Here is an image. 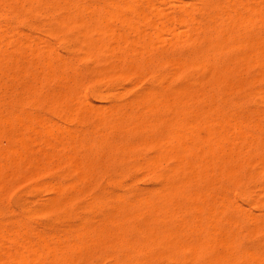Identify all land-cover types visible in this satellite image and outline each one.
<instances>
[{
	"label": "rangeland",
	"instance_id": "obj_1",
	"mask_svg": "<svg viewBox=\"0 0 264 264\" xmlns=\"http://www.w3.org/2000/svg\"><path fill=\"white\" fill-rule=\"evenodd\" d=\"M263 2L0 0V264L263 262Z\"/></svg>",
	"mask_w": 264,
	"mask_h": 264
},
{
	"label": "bare ground",
	"instance_id": "obj_2",
	"mask_svg": "<svg viewBox=\"0 0 264 264\" xmlns=\"http://www.w3.org/2000/svg\"><path fill=\"white\" fill-rule=\"evenodd\" d=\"M130 1H131V0H130ZM132 1H133V0H132ZM199 1H200V0H199ZM223 1H224V0H223ZM225 1H226V0H225ZM238 1H239V0H238ZM249 1H250V0H249ZM235 2H236V1H235ZM245 2H246V1H245ZM9 3H10V2H9ZM131 3H133V2H131ZM228 3H229V2H228ZM231 3H232V2H231ZM256 3H258V2L256 1ZM263 3H264V2H263ZM106 4H107V3H106ZM145 4H148V3H145ZM201 4H202V3H201ZM237 4H238V3H237ZM260 4H261V3H260ZM132 5H133V4H132ZM151 5H152V4H151ZM151 5H150V6H151ZM205 5H206V4H205ZM220 5H221V4H220ZM50 6H51V5H50ZM133 6H134V5H133ZM146 6H147V5H146ZM185 6H186V5H185ZM216 6H217V5H216ZM216 6H215V7H216ZM232 6H233V5H232ZM239 6H240V7H243V6H241V5H239ZM246 6H247V5H246ZM55 7H56V6H55ZM118 7H119V6H118ZM131 7H132V6H131ZM131 7L129 6L128 8L130 9ZM139 7H140V6H139ZM148 7H149V6H148ZM252 7H253V6H252ZM252 7H251V8H252ZM73 8H74V7H73ZM86 8H87V7H86ZM119 8H120V7H119ZM227 8H228V7H227ZM244 8H245V7H243L242 9H244ZM247 8H248V7H247ZM247 8H246V9H247ZM251 8H249V9H251ZM255 8H256V7H255ZM255 8H254V9H255ZM48 9H49V8H48ZM50 9H52V7H51ZM113 9H114V8H113ZM137 9H138V8H137ZM149 9H150V8H149ZM220 9H221V8H220ZM229 9H230V8H229ZM38 10H39V9H38ZM131 10H132V9H131ZM146 10H147V9H146ZM159 10H160V9H159ZM159 10H157V11H159ZM218 10H219V9H218ZM232 10H233V9H232ZM240 10H241V9H240ZM73 11H74V10H73ZM73 11H72V12H73ZM118 11H120V9H118ZM118 11L116 10L115 12H118ZM123 11H124V10H123ZM128 11H130V10H128ZM132 11H133V10H132ZM142 11H143V10H142ZM142 11H140V12H142ZM150 11H151V10H150ZM150 11H149V12H150ZM160 11H161V10H160ZM160 11H159V12H160ZM223 11H224V10H223ZM223 11H222V12H223ZM230 11H231V10H230ZM236 11H237V10H236ZM255 11H256V10H255ZM48 12H49V11H48ZM108 12H109V11H108ZM108 12H107V14H108ZM111 12H112V11H111ZM121 12H122V11H121ZM121 12H119V15L121 14ZM222 12H221V13H222ZM26 13H27V12H26ZM69 13H70V12H69ZM105 13H106V12H105ZM133 13H134V12H133ZM146 13H147V12H146ZM151 13H152V14H155L154 10H152ZM185 13H186V12H185ZM235 13H237V12H235ZM255 13H256V12H255ZM46 14H47V13H46ZM49 14H50V13H49ZM114 14H115V13H114ZM114 14H112V15H114ZM117 14H118V13H117ZM135 14L138 15L137 13H135ZM152 14H151V15H152ZM224 14H225V13H224ZM42 15H43V14H42ZM112 15H111V13L108 14V15H107V18H106V21H107L109 18H114V17H115V16L113 17ZM119 15H118V16H119ZM136 15H135V17H136ZM225 15H226V14H225ZM228 15H229V14H228ZM235 15H236V14H235ZM243 15H244V14H243ZM109 16H110V17H109ZM143 16H146V15L144 14V12L142 13V17H143ZM148 16H149V15H148ZM253 16H254V15H253ZM15 17H16V16H15ZM131 17H132V16H131ZM150 17H151V16H150ZM163 17H164V16H163ZM189 17H190V16H189ZM244 17H245V16H244ZM246 17H247V16H246ZM102 18H103V17H102ZM137 18H138V17H137ZM187 18H188V17H187ZM207 18H208V17H207ZM31 19H32V18H31ZM114 19H115V18H114ZM144 19H145V18H144ZM144 19L141 18V20H144ZM259 19H260V18H259ZM55 20H56V19H55ZM133 20H134V19H133ZM138 20H139V19H138ZM161 20H162V19H161ZM167 20H168V19H166V22H167ZM181 20H182V19H181ZM209 20H212V19H209ZM69 21H70V20H69ZM106 21L104 20L105 23H106ZM111 21H112V20H111ZM111 21H110V22H111ZM121 21H122V20H120V23H121ZM145 21H146V19H145ZM228 21H229V20H228ZM234 21H235V20H234ZM241 21H242V20H241ZM97 22H98V21H97ZM99 22H100V21H99ZM99 22H98V23H99ZM148 22H149V21H148ZM151 22H152V21H150L149 23H151ZM216 22H217V21H216ZM222 22H223V21H222ZM136 23H137V20H136ZM141 23H142V22H141ZM149 23H148V24H149ZM152 23H153V22H152ZM164 23H165V22H164ZM221 24H222V23H221ZM241 24H242V23H241ZM59 25H60V24H59ZM75 25H76V24H75ZM141 25H142V24H141ZM150 25H152V24H150ZM153 25H154V24H153ZM230 25H231V24H230ZM246 25H247V24H246ZM60 26H61V25H60ZM99 26H101V25H99ZM107 26H108V25H106V27H107ZM135 26H136V25H135ZM213 26H214V24H213ZM104 27H105V25H104ZM126 27H127V25H126ZM131 27H132V26H131ZM161 27H162V26H161ZM185 27H186V26H185ZM100 28H101V27H100ZM100 28L98 27V29H100ZM109 28H112V27L109 26ZM135 28H136V27H135ZM141 28H142V27H141ZM150 28H152V26H151ZM227 28H228V27H227ZM229 28H230V27H229ZM84 29H85V28H84ZM102 29H103V28H102ZM104 29H105V28H104ZM106 29H107V28H106ZM160 29H161V28H160ZM160 29H159V30H160ZM163 29H164V28H163ZM165 29H166V28H165ZM113 30H114V29H113ZM126 30H127V28H126ZM128 30H129V29H128ZM136 30H137V29H136ZM151 30H152V29H151ZM159 30H158V31H159ZM211 30H212V29H211ZM105 31H106V30H105ZM105 31H104V32H105ZM217 31H218V30H217ZM96 32H97V31H96ZM99 32H100V31H99ZM102 32H103V31H102ZM113 32H115V31H113ZM117 32H118V29H117ZM135 32H136V31H135ZM140 32H141V31H139V33H140ZM160 32H161V30H160ZM168 32H169V31H168ZM180 32H181V31H180ZM180 32H179V33H180ZM183 32H184V31H183ZM201 32H202V31H201ZM107 33H108V30H107ZM111 33H112V32H111ZM123 33H124V32H123ZM128 33H129V32H128ZM137 33H138V32H137ZM148 33H149V32H148ZM153 33H154V32H153ZM176 33H177V32H176ZM233 33H234V32H233ZM99 34H100V33H99ZM101 34H102V33H101ZM119 34H120V33H119ZM132 34H133V31H132ZM161 34H162V32H161ZM186 34H187V33H186ZM221 34H222V33H221ZM225 34H226V33H225ZM225 34H224V35H225ZM108 35H110V34H107V36H108ZM111 35H113V34H111ZM123 35H124V34H123ZM128 35H129V34H128ZM134 35H135V34H134ZM148 35L150 36V33H149ZM159 35H160V34H159ZM159 35H158V33H157V36H159ZM222 35H223V34H222ZM222 35H221V36H222ZM104 36H105V35H104ZM138 36H139V34H138ZM149 36H148V38H150ZM172 36H173V34H172ZM233 36H234V35H233ZM113 37H114V38H113V40H114V39H115V35H114ZM180 37H181V36H180ZM230 37H231V36H230ZM125 38H126V37H125ZM125 38L123 39V41L125 40ZM135 38H136V37H135ZM158 38H159V37H158ZM160 38H161V35H160ZM221 38H222V37H221ZM223 38H224V37H223ZM261 38H262V37H261ZM102 39H103V38H102ZM120 39H121V38H120ZM139 39H140V38H139ZM113 40H112V41H113ZM141 40H143V38H142ZM114 41H116V40H114ZM114 41H113V42H114ZM131 41H132V40H131ZM136 41H138V40H136ZM160 41H161V39H160ZM256 41H257V40H256ZM77 42H78V41H77ZM98 42H99V40H98ZM102 42H103V41H102ZM120 42H121V41H120ZM125 42H127V41H125ZM125 42H124L123 44H125ZM133 42H134V41H133ZM133 42H131V43L133 44ZM144 42H145V40H144ZM144 42H143V43H144ZM173 42H174V41H173ZM177 42H178V41H177ZM245 42H246V41H245ZM248 42H249V41H248ZM90 43H91V41H90ZM128 43H129V42H127V44H128ZM138 43H139V41H138ZM257 43H258V42H257ZM96 44H97V43H96ZM100 44H101V43H100ZM102 44H104V43H102ZM129 44H130V43H129ZM134 44H135V43H134ZM167 44H168V43H167ZM175 44H176V43H175ZM246 44H248V43H246ZM89 45H90V44H89ZM98 45H99V44H98ZM130 45H131V44H130ZM142 45H143V44H142ZM146 45H147V43H146ZM148 45H149V44H148ZM148 45H147V46H148ZM152 45H153V44H152ZM163 45H164V44H163ZM213 45H214V43H213ZM236 45H237V44H236ZM87 46H88V45H87ZM91 46H92V45H91ZM91 46H89V47H91ZM147 46H146V47H147ZM237 46H238V45H237ZM252 46H253V45H252ZM101 47H102V46H101ZM262 47H263V46H262ZM97 48H98V46H97ZM102 48H104V47H102ZM107 48H108V47H107ZM149 48H151V47H149ZM234 48H236V46H235ZM252 48H253V47H252ZM89 49H90V48H89ZM92 49H93V48H92ZM94 49H96V48H94ZM94 49H93V50H94ZM96 50H97V49H96ZM99 50H100V49H99ZM129 50H130V49H129ZM141 50H142V49H141ZM222 50H223V49H222ZM134 51H135V50H134ZM139 51H140V49H139ZM143 51H145V50H143ZM32 52H33V51H32ZM145 52H146V51H145ZM232 52H233V51H232ZM239 52H241V51H240V46H239ZM239 52H238V53H239ZM35 53H36V52H35ZM135 53H136V52H135ZM228 53H229V52H228ZM241 53H242V52H241ZM244 53H245V52H244ZM250 53H251V52H250ZM86 54H87V53H86ZM105 54H106V53H105ZM130 54H131V53H130ZM136 54H137V53H136ZM215 54H216V53H215ZM128 55H129V54H128ZM209 55H210V54H209ZM247 55H248V54H247ZM250 55H251V54H250ZM204 56H205V55H204ZM126 57H127V56H126ZM134 57H135V56H134ZM145 58H146V57H145ZM245 59H246V58H245ZM125 60H126V58H125ZM118 61H119V60H118ZM251 61H252V60H251ZM176 62H177V61H176ZM206 62H207V61H206ZM48 63H49V62H48ZM174 63H175V62H174ZM251 63H252V62H251ZM49 64H50V63H49ZM177 64H178V63H177ZM199 64H200V63H199ZM258 64H259V63H258ZM258 64H257V66H261V65H262V64H261V65H258ZM47 65H48V64H47ZM61 65H62V64H61ZM193 65H194V64H193ZM203 65H204V64H203ZM169 66H170V65H169ZM181 66H182V65H181ZM263 66H264V64H263ZM125 67H127V66H125ZM176 67H177V66H176ZM48 68H49V66H48ZM261 69H262V68H261ZM121 74H122V73H121ZM258 75H259V74H258ZM228 79H229V78H228ZM254 79H255V78H254ZM35 81H36V79H35ZM46 82H47V81H46ZM224 84H225V83H224ZM226 84H227V83H226ZM227 85H228V84H227ZM250 85H251V84H250ZM229 86H230V85H229ZM226 87H227V86H226ZM30 88H31V87H30ZM226 91H227V90H226ZM259 91H260V90H259ZM259 91H258V92H259ZM185 92H186V91H185ZM30 93H31V92H30ZM30 93H29V94H30ZM58 93H59V92H58ZM262 94H263V93H262ZM251 96H252V95H251ZM258 96H259V95H258ZM60 97H61V96H60ZM154 97H155V96H154ZM259 97H260V96H259ZM259 97H258V98H259ZM261 97H262V96H261ZM170 98H171V97H170ZM154 99H155V98H154ZM176 99H177V98H176ZM260 100H261V99H260ZM70 101H71V100H70ZM140 101H141V100H140ZM192 101H193V100H192ZM262 101H263V100H262ZM149 102H150V101H149ZM205 102H206V101H205ZM139 103H140V102H139ZM144 103H145V102H144ZM160 103H161V102H160ZM168 103H169V102H168ZM18 104H19V103H18ZM150 104H151V103H150ZM192 104H193V103H192ZM260 104H261V101H260ZM149 106H150V105H149ZM56 107H57V106H56ZM74 107H75V106H74ZM168 107H169V106H168ZM69 108H70V107H69ZM162 108H163V107H162ZM59 109H60V108H59ZM70 109H71V108H70ZM144 109H145V108H144ZM79 110H80V109H79ZM164 110H165V109H164ZM176 110H177V109H176ZM66 111H67V110H66ZM209 111H210V110H209ZM209 111H207V112H209ZM207 112H206V113H207ZM57 113H58V112H57ZM106 113H107V112H106ZM69 114H70V113H69ZM124 114H125V113H124ZM190 114H192V113H190ZM197 114H198V113H197ZM13 115H14V114H13ZM56 115H57V114H56ZM212 115H213V114H212ZM16 116H17V115H16ZM204 116H205V115H204ZM216 116H217V115H216ZM216 116H215V117H216ZM24 117H25V116H24ZM27 117H28V116H27ZM35 117H36V116H35ZM102 117H103V116H102ZM17 118H18V116H17ZM17 118H16V119H17ZM5 119H6V117H5ZM27 119H28V118H27ZM220 119H221V118H220ZM223 119H224V117H223ZM223 119H222V120H223ZM207 120H208V119H207ZM210 120H211V119H210ZM38 121H39V120H38ZM158 121H159V120H158ZM158 121H157V122H158ZM160 121H161V120H160ZM194 121H195V120H194ZM204 121H206V120H204ZM204 121H203V122H204ZM212 121H213V120H212ZM223 121H224V120H223ZM226 121H228V120H226ZM263 121H264V120H263ZM26 122H27V121H26ZM35 122H36V124L39 123V122H37V121H35ZM179 122H180V121H179ZM182 122H183V121H182ZM208 122H209V121H208ZM208 122H207V123H208ZM231 122H232V121H231ZM1 123H3V122L1 121ZM137 123H138V122H137ZM226 123H227V122H226ZM255 123H256V122H255ZM19 124H20V123H19ZM24 124H25V123H24ZM28 124H29V123H28ZM30 124H31V123H30ZM217 124H218V122H217ZM219 124H220V123H219ZM229 124H231V123H229ZM234 124H236V123H234ZM256 124H257V123H256ZM37 125H38V124H37ZM161 125H162V124H161ZM170 125H171V124H170ZM188 125H189V124H188ZM209 125H210V124H209ZM40 126L42 127V125H40ZM40 126H39V127H40ZM222 126H223V125H222ZM27 127H28V125H27ZM31 127H32V126H31ZM44 127H45V126H44ZM44 127H43V130H44ZM114 127H115V126H114ZM223 127H224V126H223ZM236 127H237V126H236ZM238 127H239V126H238ZM5 128H6V127H5ZM49 128H50V127H49ZM146 128H147V127H146ZM148 128H149V127H148ZM195 128H196V127H195ZM224 128H225V127H224ZM29 129H30V128H29ZM221 129H222V128H221ZM234 129H235V128H234ZM238 129H240V128H238ZM26 130H27V129H26ZM37 130H38V129H37ZM45 130H49V129H45ZM111 130H112V129H111ZM195 130H196V129H195ZM23 131H24V130H23ZM222 131H224V130H221V132H222ZM241 131H242V130H241ZM249 131H250V130H249ZM35 132L37 133L36 130H35ZM35 132H34V133H35ZM44 132H45V131H43V133H44ZM238 132H239V134H240L239 136H242V135H243V134L241 135L240 130H238ZM238 132H237V133H238ZM36 133H35V134H36ZM45 133H46V132H45ZM174 133H175V132H174ZM223 133L225 134L226 132H223ZM232 133H233V132H232ZM246 133H247V132H246ZM14 134H15V133H14ZM23 134H24V133H23ZM47 134H48V132L46 133V135H47ZM175 134H176V133H175ZM175 134H174V135H175ZM17 135H18V134H17ZM37 135H38V133L36 134V136H37ZM46 135H45V136H46ZM49 135H50V133H49ZM51 135H52V134H51ZM51 135H50V136H51ZM140 135H141V134H140ZM176 135H177V134H176ZM193 135H194V134H193ZM233 135H234V134H233ZM237 135H238V134H237ZM50 136H49V137H50ZM158 136H159V135H158ZM249 136H250V135H249ZM21 137H22V136H21ZM21 137H20V140H21ZM176 137H177V136H176ZM181 137H182V136H181ZM194 137H196V136H194ZM197 137H198V136H197ZM197 137H196V138H197ZM233 137H234V136H233ZM6 138H7V137H6ZM198 138H199V137H198ZM200 138H201V137H200ZM221 138H223V137H221ZM18 139H19V138H18ZM24 139L27 140L26 138H24ZM28 139H30V138H28ZM44 139H45V138H44ZM46 139H47V138H46ZM50 139H51V138H50ZM54 139H55V138H54ZM152 139H153V138H152ZM175 139H176V138H175ZM175 139H174V140H175ZM233 139H234V138H233ZM262 139H263V138H262ZM20 140H19L18 142H20ZM142 140H143V139H142ZM177 140H178V139H177ZM21 141H22V140H21ZM31 141H32V140H31ZM47 141H48V139H47ZM54 141H55V140H54ZM65 141H66V140H65ZM161 141H162V140H161ZM164 141H166V140L164 139ZM24 142H25V141L22 142V145H23V146H22V145H21V146L19 145V146L23 148V147H24ZM42 142H43V141H42ZM57 142L59 143V141H57ZM180 142H181V141H180ZM203 142H204V141H203ZM203 142H202V143H203ZM20 143H21V142H20ZM20 143H19V144H20ZM43 143H44V142H43ZM145 143H146V142H145ZM149 143H150V142H148V144H149ZM200 143H201V141H200ZM30 144H32V142H31ZM46 144H47V142H46ZM49 144H50V142H49ZM55 144H56V143H55ZM55 144H54V145H55ZM60 144L62 145V143H60ZM155 144H156V143H155ZM161 144H162V143H161ZM178 144H179V145H182V143H181V144L178 143ZM26 145H27V146L29 145V144H27V141H26L25 146H26ZM142 145H143V144H142ZM151 145H152V144H151ZM162 145H164V143H163ZM162 145H161V146H162ZM27 146L25 147V149L23 148V149H21V150H24V151H25L26 149H28ZM55 146H56V145H55ZM70 146H71V145H70ZM156 146H157V145H155V147H156ZM164 146H165V145H164ZM166 146H167V145H166ZM198 146H199V145H198ZM213 146H214V145H213ZM219 146H220V145H219ZM49 147H50V146H49ZM63 147H64V146H63ZM195 147H196V146H195ZM262 147H263V146H262ZM52 148H53V147H52ZM59 148H60V147H59ZM167 148H168V147H167ZM180 148H182V147L180 146ZM243 148H244V147H243ZM6 149H7V148H6ZM55 149H56V148H55ZM63 149H65V148H63ZM171 149L173 150L174 148H171ZM197 149H199V148H197ZM124 150H125V149H124ZM158 150H159V149H158ZM6 151H8V149H7ZM10 151H11V149H10ZM19 151H20V150H19ZM57 151H58V150H57ZM165 151H167V149H165ZM168 151H170V148H169ZM174 151H175V150H174ZM174 151H173V152H174ZM183 151H184V150H183ZM185 151H187V150H185ZM203 151H204V150H203ZM205 151H206V150H205ZM29 152H30V151H29ZM200 152H201V151H200ZM2 153H3V152H2ZM11 153H13V152L11 151ZM16 153H17V152H16ZM31 153H32V152H31ZM72 153H73V151H72ZM171 153H172V152H171ZM204 153H205V152H204ZM207 153H208V151H207ZM220 153H222V152H220ZM24 154H25V153H24ZM167 154H169V153H167ZM188 154H189V153H188ZM190 154H191V153H190ZM190 154H189V156H190ZM208 154H210V153H208ZM7 155H8V154H7ZM10 155H13V154H10ZM69 155H70V153H69ZM162 155H163V154H162ZM169 155H170V154H169ZM173 155H174V154H172L171 156L173 157ZM202 155H203V154H202ZM213 155H214V153L212 154V156H213ZM220 155H221V154H220ZM227 155H229V154L227 153ZM73 156H74V155H73ZM175 156H176V155H175ZM189 156H188V157H189ZM196 156H197V155H196ZM225 156H226V154H225ZM11 157H12V156H11ZM11 157H9V158H10V159H13V158H11ZM70 157H71V156H70ZM163 157H165V155H164ZM169 157H170V156H169ZM169 157H168V158H169ZM205 157H206L207 159H205L204 162H205L206 160H208L209 155H208V156L206 155ZM205 157H204V158H205ZM54 158H55V157H54ZM71 158H72V157H71ZM165 158H167V157H165ZM165 158H163V159H165ZM227 158H228V157H227ZM33 159H34V158H33ZM202 159H203V158H202ZM263 159H264V158H263ZM263 159H262V161H264ZM14 160H15V159H13V161H14ZM161 160H162V157H161ZM175 160L177 161L178 158L176 159V157H175ZM175 160L173 159V162H174ZM179 160H180V158H179ZM223 160H224V159H223ZM50 161H51V160H50ZM56 161H57V160H56ZM84 161H85V160H84ZM119 161H120V160H119ZM164 161H165V160H164ZM176 161H175V163H178V162H176ZM260 161H261V159H260ZM9 162H10V161H9ZM14 162H15V161H14ZM14 162H13V165H14ZM198 162H199V161H198ZM202 162H203V160H202ZM15 163H16V162H15ZM69 163H71V162L69 161ZM79 163H80V162H79ZM91 163H92V162H91ZM137 163H138V162H137ZM206 163H207V162H206ZM16 164H17V163H16ZM36 164H37V163H36ZM148 164H149V163H148ZM148 164H147V165H148ZM196 164H198V163H196ZM204 164H205V163H204ZM211 164H212V163H211ZM263 164H264V163H263ZM31 165H32V164H31ZM88 165H89V164H88ZM179 165H180V164H179ZM208 165H209V164H208ZM255 165H256V164H255ZM260 165H261V164H260ZM37 166H38V165H37ZM79 166H80V165H79ZM177 166H178V165H177ZM206 166H207V165H206ZM236 166H237V165H236ZM249 166H250V164H249ZM14 167H15V166H14ZM17 167H18V166H17ZM17 167H16V168H17ZM42 167H43V166H42ZM73 167H74V166H73ZM86 167H87V166H86ZM173 167H174V166H173ZM173 167H172V168H173ZM179 167H180V166H179ZM240 167H241V166H240ZM247 167H248V165H247ZM261 167H262V166H261ZM40 168H41V167H40ZM79 168H81V166H80ZM87 168H88V167H87ZM94 168H95V167H94ZM177 168H178V167H177ZM187 168H188V167H187ZM200 168H201V167H200ZM212 168H213V166H212ZM43 169H45V168H43ZM88 169H91V168H88ZM139 169H140V168H139ZM259 169H260V168H259ZM74 170L77 171V167H74ZM74 170H73V171H74ZM86 170H87V169H86ZM170 170H171V169H170ZM170 170H169V171H170ZM210 170H211V169H210ZM210 170H209V171H210ZM262 170H263V169H262ZM14 171H15V169H14ZM38 171H39V170H38ZM43 171H44V170H43ZM78 171L80 172V169H78ZM78 171H77V172H78ZM81 171H82V170H81ZM171 171H172V170H171ZM177 171H178V170H177ZM211 171H212V170H211ZM33 172H34V171H33ZM79 172H78V173H79ZM187 172H188V171H187ZM190 172H191V171H190ZM194 172H195V171H194ZM205 172H206V171H205ZM207 172H208V171H207ZM258 172H259V171H258ZM34 173H35V172H34ZM78 173H76V174H78ZM80 173H81V172H80ZM80 173H79V174H80ZM174 173H175V172H174ZM260 173H261V172H260ZM35 174H36V173H35ZM70 174H71V173H70ZM82 174H83V173H81V175H82ZM85 174H86V173H85ZM178 174H179V173H178ZM200 174H202V173H200ZM83 175H84V174H83ZM165 175H166V174H165ZM173 176H174V175H173ZM176 176H177V175H176ZM176 176H175V177H176ZM200 176H201V175H200ZM210 176H211V175H210ZM219 176H220V175H219ZM79 177L82 178V176H80V175H79ZM79 177H78V178H79ZM157 177H159V176H157ZM175 177H174V178H175ZM182 177H183V180H184V176H182ZM191 177H192V176H191ZM220 177H221V176H220ZM75 178H76V177H75ZM81 178H80V179H81ZM185 178H186V177H185ZM177 179H178V178H177ZM189 179H190V178H189ZM192 179H193V178H192ZM183 180H182V181L179 180V181H180V182H183ZM263 180H264V177H263ZM191 181H192V180H191ZM118 184H119V183H118ZM181 184H182V183H181ZM185 184H186V183H185ZM56 186H57V185H56ZM58 186H59V185H58ZM58 186H57V187H58ZM169 186H170V185H169ZM169 186H168V187H169ZM191 186H192V185H191ZM59 188L61 189V187H59ZM53 189H57V188H54V187H53ZM170 189H171V188H170ZM178 190H179V189H178ZM55 191H56V190H55ZM55 191H54V192H55ZM57 191L59 192L60 190L58 189ZM176 192H177V191H176ZM159 193H160V192H159ZM56 194H57V192H56ZM208 194H209V193H208ZM57 195H58V194H57ZM57 195H56V196H57ZM181 195H182V194H181ZM199 195H200V194H199ZM61 196H62V195H61ZM63 196H64V195H63ZM173 196H174V195H173ZM193 197H194V196H193ZM63 198H65V196H64ZM63 198H62V199H63ZM218 198H219V197H218ZM144 199H145V198H144ZM220 199H221V198H220ZM63 200H64V199H63ZM68 200H69V198H68ZM92 200H93V199H92ZM139 200H140V199H139ZM181 200H182V199H181ZM200 200H201V199H200ZM108 201H109V200H108ZM120 201H121V199H120ZM53 202H54V200H53ZM63 202H64V201H63ZM65 202H66V200H65ZM67 202H68V201H67ZM90 202H91V201H90ZM90 202H89V203H90ZM92 202H93V201H92ZM165 202H166V201H165ZM202 202H203V201H202ZM167 203H168V202H167ZM57 204H58V203H57ZM59 204H61V203H59ZM62 204H63V203H62ZM90 204L92 205V203H90ZM90 204H89V205H90ZM157 204H158V203H157ZM220 204H221V203H220ZM54 205H55V204H54ZM91 205H90V206H91ZM128 205H129V204H128ZM55 206H56V205H55ZM58 206H59V205H58ZM92 206H94V205H92ZM95 206H96V205H95ZM171 206H172V205H171ZM217 206H218V205H217ZM222 206H223V204H222ZM88 207H89V206H88ZM234 207H235V205H234ZM54 208H55V207H54ZM113 208H114V207H113ZM208 208H209V207H208ZM115 211H116V210H115ZM154 211H155V210H154ZM76 212H77V211H76ZM174 213H175V212H174ZM208 213H211V212H208ZM212 213H213V212H212ZM110 214H111V213H110ZM222 215H223V214H222ZM165 216H166V215H165ZM177 217H178V216H177ZM210 217H211V216H210ZM205 218L207 219V217H205ZM160 219H161V218H160ZM178 219H179V218H178ZM181 220H182V219H181ZM211 220H212V219H211ZM160 221H161V220H160ZM213 224H214V223H213ZM176 225H177V224H176ZM195 225H196V224H195ZM205 225H206V224H205ZM210 225H211V224H210ZM229 225H230V223H229ZM233 225H234V224H233ZM237 226H238V225H237ZM211 227H212V226H211ZM17 228H18V227H17ZM138 229H139V228H138ZM138 229H137V230H138ZM176 229H177V227H176ZM178 229H179V228H178ZM210 229H211V228H210ZM235 229H236V228H235ZM137 230H136V231H137ZM179 230H180V229H179ZM185 230H186V229H185ZM214 230H215V229H214ZM87 231H88V230H87ZM99 231H100V230H99ZM115 231H116V230H115ZM145 231H146V230H145ZM190 231H191V230H189V232H190ZM229 231H230V230H229ZM73 232H74V231H73ZM94 232H95V231H94ZM96 232H97V231H96ZM137 232H138V231H137ZM170 232H171V231H170ZM179 232H180V231H179ZM191 232H192V231H191ZM209 232H210V231H208V233H209ZM14 233H15V232H14ZM18 233H19V232H18ZM18 233L16 232L17 235H18ZM151 233H152V232H151ZM195 233H196V232H195ZM199 233H200V232H199ZM210 233H211V232H210ZM1 234H2V233H1ZM16 234H14V235H16ZM19 234H20V233H19ZM24 234H25V233H24ZM79 234H80V233H79ZM82 234H83V232H82ZM94 234H95V233H94ZM183 234H184V233H183ZM183 234H181V235H183ZM214 234H215V233H214ZM218 234H219V233H218ZM220 234H221V233H220ZM230 234H231V233H230ZM10 235H11V234H10ZM12 235H13V234H12ZM84 235H85V234H84ZM98 235H99V233H98ZM105 235H106V234H105ZM140 235H141V234H140ZM18 236H20V235H18ZM51 236H52V235H51ZM119 236H120V235H119ZM119 236H118V238H119ZM1 237H3V236H1ZM46 237H47V236H46ZM72 237H73V236H72ZM84 237H85V236H84ZM94 237H95V236H94ZM195 237H196V236H195ZM216 237H217V236H216ZM9 238H10V237H9ZM9 238H8V240H9ZM13 238L16 239L17 237H16V238L13 237ZM19 238H21V237H19ZM54 238H55V237H54ZM62 238H63V237H62ZM70 238H71V237H70ZM77 238H78V237H77ZM96 238H97V237H96ZM120 238H121V237H120ZM141 238H143V237L141 236ZM165 238H166V237H165ZM219 238H220V237H219ZM229 238H230V237H229ZM0 239H2V238H0ZM63 239H65V237H64ZM87 239H88V238H87ZM157 239H158V237H157ZM23 240H24V239H23ZM58 240H60V239H58ZM77 240H78V239H77ZM117 240H118V239H117ZM143 240H144V239H143ZM196 240H200V239H197V238H196ZM202 240H203V239H202ZM229 240H230V239H229ZM229 240H226V241H229ZM43 241H44V240H43ZM56 241H57V239L55 240V242H56ZM115 241H116V240H115ZM134 241H135V240H134ZM10 242H11V241H10ZM15 242H16V241H15ZM21 242L23 243L22 240H21ZM24 242H25V241H24ZM147 242H148V241H147ZM153 242H154V241H153ZM198 242H199V241H198ZM219 242H220V241H219ZM36 243H37V242H36ZM52 243H53V242H52ZM78 243H79V242H78ZM104 243H105V242H104ZM112 243H113V242H112ZM117 243H118V242H117ZM126 243H127V242H126ZM150 243H151V242H150ZM176 243H177V242H176ZM223 243H225V242H223ZM227 243H228V242H226V247L231 248V247H230V246L232 245L231 242L229 241L230 246H229V244L227 245ZM15 244H16V243H15ZM23 244H25V243H23ZM49 244H50V243H49ZM56 244H57V243H56ZM68 244H69V242H68ZM68 244H66V245L68 246ZM71 244H73V242H72ZM88 244H89V243H88ZM154 244H155V243H154ZM167 244H168V243H167ZM169 244H170V242H169ZM189 244H190V243H189ZM210 244H211V243H210ZM218 244H219V243H218ZM42 245H43V244H42ZM57 245H58V244H57ZM66 245H65V246H66ZM75 245H76V244H75ZM157 245H158V244H157ZM221 245H222V244H221ZM32 246H33V245H32ZM44 246H45V248H46L45 250H47L48 247H46V243H45ZM47 246H48V245H47ZM65 246H63V247L61 246V247H59V249L61 248V250H62V248H65ZM69 246H70V245H69ZM73 246H74V245H73ZM80 246H81V245H80ZM82 246H83V244H82ZM117 246H118V245H117ZM167 246H168V245H167ZM170 246H171V245H170ZM196 246H197V245H196ZM205 246H206V245H205ZM208 246H209V245H208ZM38 247H39V246H38ZM41 247H42V246H41ZM41 247H40V248H41ZM70 247H71V246H70ZM70 247H68V248H70ZM77 247H79V246H77ZM84 247H87V246H84ZM113 247H114V246H113ZM125 247H127V246H125ZM128 247H129V245H128ZM165 247H166V246H165ZM189 247H190V246H189ZM197 247H198V246H197ZM197 247H196V248H197ZM203 247H204V246H203ZM223 247H224V246H223ZM30 248H32V247L30 246ZM36 248H37V246H36ZM36 248H35V249H36ZM42 248H43V247H42ZM51 248H52V247H51ZM51 248H49V250H50ZM53 248H58V246L55 245V247L53 246ZM71 248H72V247H71ZM73 248H75V247H73ZM82 248H83V247H81V249H82ZM108 248H109V247H108ZM160 248H161V247H160ZM171 248H172V247H171ZM190 248H191V247H190ZM196 248H195V249H196ZM199 248H200V247H199ZM27 249H28V248H26V250H27ZM43 249H44V248H43ZM43 249H41V250H43ZM79 249H80V248H79ZM128 249H129V248H128ZM193 249H194V247H193ZM193 249H192V250H193ZM213 249H214V248H213ZM241 249H242V248H241ZM26 250H25V251H26ZM28 250H29V249H28ZM32 250L34 251V249H32ZM36 250H37L36 252H38L39 249H36ZM55 250H56V249H55ZM61 250H60V251H61ZM63 250H64V249H63ZM67 250H68V249H67ZM67 250H66V251H67ZM72 250H73V249H71V251H72ZM188 250H189V248H188ZM190 250H191V249H190ZM25 251H24V252H25ZM50 251H52V250H50ZM50 251H47V252H50ZM56 251L58 252L59 250H56ZM69 251H70V250H69ZM73 251H75V250H73ZM77 251H78V250H77ZM77 251H75V252H77ZM79 251H80V250H79ZM137 251H138V250H137ZM137 251H136V253H137ZM168 251H169V250H168ZM206 251H208V249H207ZM209 251H210V249H209ZM213 251H214V250H213ZM225 251H227V250H225ZM236 251H237V250H236ZM241 251H242V250H241ZM42 252H43V251H42ZM63 252H64V251H63ZM166 252H167V251H166ZM215 252H216V251H215ZM245 252H246V251H245ZM245 252H244V253H245ZM20 253H22V252H20ZM30 253H32L31 249H30ZM40 253H41V252L38 253L39 255H38V254L36 255L35 253H34V254H35L36 256L41 257V256H40ZM45 253H46V252H45ZM45 253H44V255H45ZM52 253L54 254V252H52ZM61 253H62V251H61ZM170 253H171V252H170ZM191 253H193V251H192ZM196 253H197V252H196ZM204 253H205V252H204ZM213 253H214V252H213ZM221 253H223V252H221ZM229 253H230V252H229ZM251 253H252V252H251ZM257 253H258V252H257ZM5 254H6V253H5ZM5 254H4V255H5ZM10 254H11V253H10ZM26 254H28V252H26ZM42 254H43V253H42ZM49 254H50V253H49ZM49 254H47V255H49ZM59 254H60V253H59ZM69 254H70V252H69ZM121 254H122V253H121ZM127 254H128V253H127ZM163 254H164V253H163ZM165 254H166V253H165ZM197 254H198V253H197ZM197 254H196V255H197ZM219 254H220V253H219ZM247 254H248V253H247ZM249 254H250V253H249ZM7 255H8V254H7ZM21 255H22V256H21L22 258H21V257L19 256V254H18V260H17V262H16V259H12V260H11L12 263H13L14 260H15V263H16V264H17V263L20 264V262H21V264H26L25 262H27V261H24V257H25V256H23V254H21ZM60 255H61V254H60ZM62 255H63V254H62ZM124 255H125V254H124ZM227 255L229 256L230 259H232L231 256H230V255H232L231 253H230V255L227 253ZM240 255H243V254H240ZM240 255H239V256H240ZM244 255H245V254H244ZM16 256H17V255H16ZM16 256L13 255V257H15V258H16ZM27 256H28V255H26V257H27ZM32 256H33V255H32ZM66 256H67V257H66ZM69 256H70V255H69ZM71 256H72V255H71ZM121 256H123V255H121ZM147 256H148V255H147ZM165 256H166V255H165ZM212 256H213V254H212ZM228 256H226L227 259H225V257H222V255H221V256H217V257H219V258L221 257V261H222L223 258H224V260H228V259H229ZM249 256H250V257H251V256L253 257V258L251 257V260H252V259H255V260H253L254 262H255V261L258 262V260H259V263L262 262L261 259H263V258L259 259L260 256H259L258 254H257V259H258V260H257L256 258H254V256L256 257V254H254V255L250 254ZM8 257H9V256H8ZM43 257H44V256H43ZM51 257H52V255H51ZM51 257H50V258H51ZM60 257H61V256H60ZM64 257L68 258V255L65 254ZM190 257H192V255H191ZM208 257H209V256H208ZM217 257H216V259H217ZM233 257H234V256H233ZM240 257H241V256H240ZM6 258H7V257H6ZM10 258H12V257H10ZM30 258H31V257H30ZM32 258H34V260H35V258H37V257H34V256H33ZM48 258H49V257H48ZM194 258H195V257H194ZM203 258H204V257H203ZM213 258H215V255H214V257H212V258H210V259L212 260ZM8 259H9V258H8ZM19 259H20V261H19ZM41 259H42V258H41ZM126 259H129L128 256H127ZM163 259H164V258H163ZM190 259H192V258H190ZM243 259H244V258H243ZM248 259H249V258H248ZM3 260H4V259H3ZM9 260H10V259H9ZM28 260H30V259H28ZM31 260H32V259H31ZM37 260H38V259H37ZM37 260H35V261H37ZM42 260H44V259H42ZM69 260H70V259H69ZM75 260H77V259H75ZM164 260H165V259H164ZM195 260H196V259H195ZM204 260H205V259H204ZM219 260H220V259H219ZM251 260H250V261H251ZM11 261H9V262H11ZM18 261H19V262H18ZM32 261H33V260H32ZM32 261H30L31 264H33ZM35 261H34V262H35ZM39 261H40V260H39ZM61 261L63 262V256H62V258H61ZM71 261H73V257H72ZM71 261H70V262H71ZM205 261H206V260H205ZM214 261H215V260H214ZM231 261H232V260H231ZM239 261H240V260H239ZM241 261H242V260H241ZM253 261H252V262H253ZM3 262H6V261H3ZM43 262H44V261H43ZM43 262H41V264H43ZM59 262H60V261H59ZM64 262H65V261H64ZM131 262H132V261H131ZM216 262L218 263V260H216ZM226 262L229 264L230 260H229V261H226ZM247 262H248V261H247ZM254 262H253V263H254ZM27 263H28V262H27ZM35 263H36V262H35ZM49 263H50V260H49ZM65 263H67V262H65ZM65 263H64V264H65ZM133 263H134V262H133ZM217 263H216V264H217ZM223 263H224V261H223ZM230 263H231V262H230ZM232 263H234V261H233ZM232 263H231V264H232ZM243 263H245V262L243 261ZM259 263H254V264H259ZM28 264H29V263H28ZM51 264H52V263H51ZM80 264H81V263H80ZM124 264H125V263H124ZM207 264H208V262H207ZM225 264H226V263H225ZM234 264H235V263H234ZM260 264H264V260H263V262L260 263Z\"/></svg>",
	"mask_w": 264,
	"mask_h": 264
}]
</instances>
